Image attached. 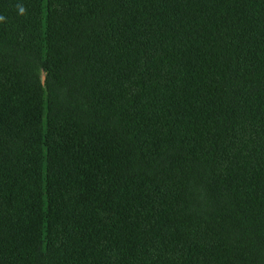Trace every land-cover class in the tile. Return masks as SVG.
Segmentation results:
<instances>
[{
  "label": "trees",
  "instance_id": "obj_1",
  "mask_svg": "<svg viewBox=\"0 0 264 264\" xmlns=\"http://www.w3.org/2000/svg\"><path fill=\"white\" fill-rule=\"evenodd\" d=\"M0 264H264V0H0Z\"/></svg>",
  "mask_w": 264,
  "mask_h": 264
}]
</instances>
